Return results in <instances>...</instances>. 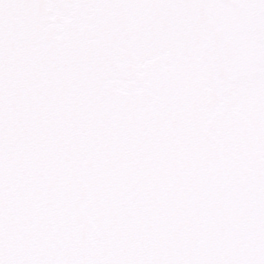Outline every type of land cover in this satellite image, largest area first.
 <instances>
[{
	"label": "snow or ice",
	"instance_id": "snow-or-ice-1",
	"mask_svg": "<svg viewBox=\"0 0 264 264\" xmlns=\"http://www.w3.org/2000/svg\"><path fill=\"white\" fill-rule=\"evenodd\" d=\"M0 264H264V0H0Z\"/></svg>",
	"mask_w": 264,
	"mask_h": 264
}]
</instances>
